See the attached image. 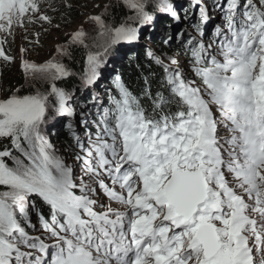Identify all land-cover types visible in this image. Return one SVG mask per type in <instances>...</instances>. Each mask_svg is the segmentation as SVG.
<instances>
[{
    "label": "snow or ice",
    "instance_id": "1",
    "mask_svg": "<svg viewBox=\"0 0 264 264\" xmlns=\"http://www.w3.org/2000/svg\"><path fill=\"white\" fill-rule=\"evenodd\" d=\"M121 2L136 14L130 21L151 23L145 0ZM42 3L0 0L4 62L11 63L4 46L15 28L51 22L40 14ZM159 4L178 19L170 0ZM192 7L197 35L184 52L191 76L178 59L164 64L149 52L163 68L165 91L146 88V107L117 78L119 98H111L94 135L68 125L75 162L83 165L79 177L43 135L49 95L58 116L76 115L66 106L71 96L55 83L72 74L56 61L22 64L26 76L41 73L52 83L48 94L0 99V141L11 144L0 151V264H264V0H216L223 25L212 41L207 8L201 0ZM90 19L103 44L87 56V85L112 48L140 33ZM86 37L78 31L72 43L87 48ZM221 128L229 133L223 141ZM33 216L43 238L29 232Z\"/></svg>",
    "mask_w": 264,
    "mask_h": 264
},
{
    "label": "rangeland",
    "instance_id": "2",
    "mask_svg": "<svg viewBox=\"0 0 264 264\" xmlns=\"http://www.w3.org/2000/svg\"><path fill=\"white\" fill-rule=\"evenodd\" d=\"M186 1L187 0H170L174 9L179 10V15H181L180 12L183 10V6H185ZM61 2L63 1L43 0V3L40 6V14L48 16L51 22L43 23L38 21L35 28H32L35 24H25L23 28H15V34L7 38L6 44L8 47L13 48L12 56L10 58L11 62L15 69L21 72L23 81L20 86L12 88L8 93H5L4 84H0V99H7L13 94L18 96H27L35 95L37 93H50V91L47 92L45 90L46 86H51L52 81L50 80V77L41 73L29 74L26 76L22 69V64L27 61L31 64L42 66L49 61H56L63 64L67 71L71 73L70 67L67 64L69 52L74 47H82L72 43V37L78 31H83L87 34L85 42L88 44V47L86 48L88 52L84 60V65L87 67L82 78V81L85 82L88 68L87 56L89 52L97 53L102 51L103 44V40L98 39V26L90 19V17L100 16L109 27L115 28L116 26L114 27L109 19L110 9L113 5H121L124 9H126V11H129L132 14V17L136 15L135 12L124 7L121 0H65L66 3L63 2L64 4L76 9V16L68 23L67 27H62L58 21H55V13H53ZM145 2L147 4L146 11H148L149 15L152 17L151 23L143 26L135 21L123 23L127 24V26L139 27V38L132 44H120L115 46L102 58L104 60L103 67H101L98 71V78L95 85H100V87L103 88L106 85L104 84L106 79L113 77L117 73L119 65L129 51L148 53L151 49L155 50L153 38L161 34V24H158L157 21L162 18L163 14L166 12L161 9L159 0H145ZM150 6L154 8L153 11L152 9L149 10ZM35 18L36 17H33V19ZM169 20H172L170 16ZM135 23L136 25H134ZM149 31L152 32L151 36L148 35ZM99 45L100 47L95 48ZM58 49L66 51L68 55H61ZM167 58V64L170 59L176 58L180 61L181 69H185L187 66L185 60L181 57H177V54H168ZM18 89L19 92H17ZM51 100L54 103L51 102ZM48 104L51 118L48 114L46 124L43 127V135L53 145L58 156L66 160L67 164H73L75 162V155L73 154L74 151L69 146L64 147V143H62V141L58 142L57 139L55 140L56 137L54 135L56 134V131L54 127L58 126L56 119L58 115L55 112V109L58 107V101L55 95H49ZM53 121L54 123L52 129L54 134L52 133L49 135L50 131L45 132V129H49L48 126ZM13 155L18 156V153L15 152ZM11 163L12 162L9 161L10 165ZM78 175H81V173H78Z\"/></svg>",
    "mask_w": 264,
    "mask_h": 264
},
{
    "label": "trees",
    "instance_id": "3",
    "mask_svg": "<svg viewBox=\"0 0 264 264\" xmlns=\"http://www.w3.org/2000/svg\"><path fill=\"white\" fill-rule=\"evenodd\" d=\"M62 1L65 2V0ZM63 2L58 5V8L53 13H55V21H58L60 23V26L67 27L68 23L76 16V9L73 7H69ZM150 9H152V11L154 10V8L151 6L149 7V10ZM130 17H132V14L129 11H126V9H124L119 4L113 5L110 9L109 19L111 20L112 25L114 27L121 26V24L123 23L130 22ZM36 24L37 23H35L32 28H35ZM134 25H136V23ZM151 34L152 32L149 31L148 35L151 36ZM153 45L155 46V50L151 49L149 52H152L155 57H158L163 63L166 64L168 61V54L181 53V56L184 55V50L182 47L178 46V48L175 49L172 46H166L165 42L161 41L159 37L153 38ZM98 47H100V45L95 48ZM4 52L5 55L11 58L13 48L8 47V45L6 44L4 46ZM70 52V58H67V64L70 67L72 75L67 77L66 79L58 80L55 82L56 86L58 88L63 89L66 93H70L76 89H79L80 85L83 83L82 78L87 67H85L84 65V60L88 52L85 47H74ZM148 53L139 51H129L121 62V64L119 65L116 73L120 81L134 95L139 97L146 107L150 104V101L147 100L145 97L146 88L150 89L153 95H155L158 90L165 91L163 80V68L160 65L156 64L153 59H150ZM184 57L186 60L189 61V58L187 56L184 55ZM185 74L189 76L191 75L189 70ZM22 81L23 78L21 72L15 69L12 62L6 63L2 59H0V84H4L5 93H8L14 87L20 86ZM45 90L49 92L51 90V86H46ZM89 91L90 89L88 86V88L86 89V94L89 93ZM51 102L53 101L51 100ZM54 121L49 124V129H45V132L50 131L49 135L52 133L54 134L52 129ZM54 136L56 137L55 140L57 139L58 142L63 141V143L66 144L71 143L68 137L59 131H57V134H55ZM5 146H7L9 150H11V144L9 140L0 141V150H4ZM13 153L15 152L13 151Z\"/></svg>",
    "mask_w": 264,
    "mask_h": 264
},
{
    "label": "bare ground",
    "instance_id": "4",
    "mask_svg": "<svg viewBox=\"0 0 264 264\" xmlns=\"http://www.w3.org/2000/svg\"><path fill=\"white\" fill-rule=\"evenodd\" d=\"M192 22H194V20L193 21H191V22H188L189 24H191Z\"/></svg>",
    "mask_w": 264,
    "mask_h": 264
}]
</instances>
